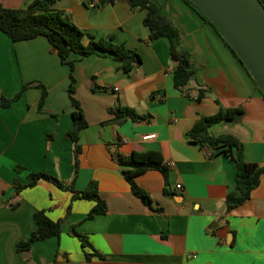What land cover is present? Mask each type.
<instances>
[{
  "label": "crops",
  "instance_id": "obj_1",
  "mask_svg": "<svg viewBox=\"0 0 264 264\" xmlns=\"http://www.w3.org/2000/svg\"><path fill=\"white\" fill-rule=\"evenodd\" d=\"M32 1L0 4L17 9ZM158 1L197 69L183 90L172 85L175 63L168 40L148 38L146 10H131L128 0L105 6L98 0H59L51 7L95 39H111L141 60L125 73L109 55L70 56L72 97L87 124L78 135L77 167L73 145L65 138L74 111L67 92L69 67L45 38L11 42L0 32V94L11 99L30 83L45 90L41 111V89L33 86L9 107L0 106V264H264V175L250 199L227 213L226 196L235 190L234 163L223 154L211 157L212 150L187 138L200 117L213 116L220 107L240 108L235 123L209 131L234 136L244 147L245 161L264 167V99L196 11L182 0ZM199 88L209 93L197 100ZM118 107L148 118L103 124L111 119L109 110ZM152 151L168 167V184L165 193L158 171L134 178L152 201L148 207L133 196L115 160ZM37 173L64 185L74 181L76 191L95 182L105 214L88 219L95 201L72 200L70 192L45 181L15 192L16 183L24 185ZM36 211L52 221L64 219L60 236L36 241L21 253L16 246L35 230Z\"/></svg>",
  "mask_w": 264,
  "mask_h": 264
},
{
  "label": "trees",
  "instance_id": "obj_2",
  "mask_svg": "<svg viewBox=\"0 0 264 264\" xmlns=\"http://www.w3.org/2000/svg\"><path fill=\"white\" fill-rule=\"evenodd\" d=\"M59 0H34L25 8L9 9L0 4V32L3 33L11 42H20L32 40L38 37L46 39L50 46L51 52L56 53L60 63L69 67L68 96L72 112L73 127L66 134V139L73 145L74 165L77 167L78 156L81 153L78 145V135L80 131L87 127L83 115L79 110L78 103L73 99L74 94V79L72 76L74 61L70 60L71 55H77L80 58L91 55H109L118 64V67L125 73H129L135 65L140 64L139 55L122 45L112 43L111 39H95L87 32L79 29L73 24L69 15L62 11H57L51 7ZM116 0H98L99 6L112 5ZM185 4L196 11L201 18L209 24L222 39L229 51L232 53L237 62L246 72L251 82L259 91L250 74L235 55L231 47L221 36L219 31L188 1L182 0ZM264 6L262 0H259ZM131 10L144 9L147 14L143 20V25L149 31V40L153 41L160 37H164L169 43L170 60L175 63L172 71V85L176 90H183L194 80L197 69L194 67L192 57L184 46L176 27L171 21L161 14V4L158 0H128ZM87 39V44H83V40ZM37 87L41 89L38 108L41 111L45 98L44 88L37 83L24 85L21 92L28 87ZM20 92V93H21ZM20 93L13 98L8 99L0 94V106L3 108L16 101ZM209 89L199 88L196 94V99H202ZM111 119L103 124H113L121 126L125 122H143L148 116L136 113L128 108L110 109ZM242 110L219 108L218 112L209 117H200L187 133L188 140L199 146L200 148L210 149L213 152L211 157L217 154L227 156L235 165V190L227 194L225 199L226 212L237 208L250 199L251 192L255 190L261 176L264 175V167L248 163L244 159V147L241 142L231 135L214 136L210 133V128L218 124H232L236 122V116L240 115ZM116 163L122 168V174L125 181L129 184L131 193L138 198L144 205L151 207V199L149 196L136 186L134 178L143 175L149 171H158L161 173L164 181L163 191L166 193L168 182V167L164 164L161 155L158 152L132 153L129 157H118ZM77 172L75 170L74 177ZM38 181L51 183L56 188L62 191L70 192L72 200L82 199L86 201H95V206L88 213L87 218L90 219L94 215L105 214V204L98 198L97 184L89 182L82 191H76L72 181L69 185H64L55 178L44 173L29 174L27 182L24 185L15 184V192L18 193L23 188H31ZM35 230L29 238L17 244L16 248L21 253H27L30 250L32 243L45 240L50 237H59L61 226L64 219L56 221L50 220L44 211H36L33 215ZM81 242L86 241L81 238ZM88 245V244H87ZM25 264V263H24Z\"/></svg>",
  "mask_w": 264,
  "mask_h": 264
},
{
  "label": "water",
  "instance_id": "obj_3",
  "mask_svg": "<svg viewBox=\"0 0 264 264\" xmlns=\"http://www.w3.org/2000/svg\"><path fill=\"white\" fill-rule=\"evenodd\" d=\"M188 1L219 31L264 96V6L261 2ZM240 118L241 115L236 116L237 120Z\"/></svg>",
  "mask_w": 264,
  "mask_h": 264
},
{
  "label": "built area",
  "instance_id": "obj_4",
  "mask_svg": "<svg viewBox=\"0 0 264 264\" xmlns=\"http://www.w3.org/2000/svg\"><path fill=\"white\" fill-rule=\"evenodd\" d=\"M152 136H148V137H144L143 139L145 140V139H150ZM176 189L177 190H182V187L180 186V185H177L176 186Z\"/></svg>",
  "mask_w": 264,
  "mask_h": 264
},
{
  "label": "rangeland",
  "instance_id": "obj_5",
  "mask_svg": "<svg viewBox=\"0 0 264 264\" xmlns=\"http://www.w3.org/2000/svg\"><path fill=\"white\" fill-rule=\"evenodd\" d=\"M263 1V3H264V0H262Z\"/></svg>",
  "mask_w": 264,
  "mask_h": 264
}]
</instances>
